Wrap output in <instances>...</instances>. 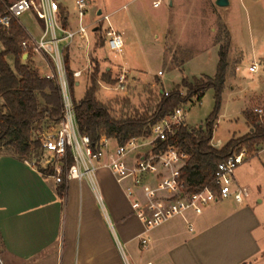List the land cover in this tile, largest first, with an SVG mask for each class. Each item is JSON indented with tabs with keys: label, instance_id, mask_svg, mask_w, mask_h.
<instances>
[{
	"label": "rangeland",
	"instance_id": "rangeland-1",
	"mask_svg": "<svg viewBox=\"0 0 264 264\" xmlns=\"http://www.w3.org/2000/svg\"><path fill=\"white\" fill-rule=\"evenodd\" d=\"M85 2L87 8L81 24L87 27V40L78 36L75 42L81 44L73 46L77 54L75 67L83 70V76L78 79L80 85L75 87L77 100L83 98L90 86L92 61L99 62L101 73L110 71L117 80L116 84L99 82L96 97L112 103L118 113L129 114L132 107L128 112L120 101L122 98H129V106L141 107L149 102L150 92L160 87L170 91L184 78L193 81V78L214 77L219 50L228 46L226 83L213 143L220 140L225 145L233 137L249 132L247 111L264 116V0H229V5L224 7L218 6L216 0H164L159 8L152 5V0ZM59 5L64 14L68 12L72 26L77 27L76 0H59ZM99 10H102L100 15ZM104 15L109 16L108 20L99 22ZM20 19L31 35L38 36L40 20L33 12ZM109 27L122 35V52L109 48L106 37ZM87 45L90 49L84 54ZM3 50L0 40V51ZM81 55H87L86 62ZM39 59L38 55L36 61L40 65ZM7 60L13 67L14 56L8 55ZM254 63L257 69L251 72L249 68ZM42 69L47 71L46 67ZM122 76L123 88L119 84ZM215 106V93L210 88L201 101L194 97L180 107L184 109L185 124L195 130L206 127ZM7 152L10 153L7 148L0 150ZM234 176V187L246 189L243 198L259 217L261 226L257 235L264 250V147L247 154Z\"/></svg>",
	"mask_w": 264,
	"mask_h": 264
},
{
	"label": "crops",
	"instance_id": "crops-1",
	"mask_svg": "<svg viewBox=\"0 0 264 264\" xmlns=\"http://www.w3.org/2000/svg\"><path fill=\"white\" fill-rule=\"evenodd\" d=\"M38 27L39 36L41 21ZM77 44L67 51L73 71L78 70ZM22 61L42 76L52 72V63L40 54L24 52ZM211 144L224 146L220 140ZM35 163L0 153V252L5 264H264L257 235L261 222L244 198L238 202L231 196L200 214L176 216L151 230L143 247L145 228L127 196L128 181L121 184L101 168L94 184L72 180L60 196L55 180Z\"/></svg>",
	"mask_w": 264,
	"mask_h": 264
},
{
	"label": "built area",
	"instance_id": "built-area-1",
	"mask_svg": "<svg viewBox=\"0 0 264 264\" xmlns=\"http://www.w3.org/2000/svg\"><path fill=\"white\" fill-rule=\"evenodd\" d=\"M163 3L164 0H152L155 8L161 7ZM76 6L79 15L77 27L68 21V14L62 13L59 0H13L0 14V25L4 29L10 28L12 20L19 21L29 12H33L42 22L41 34L33 36L26 31L27 36L21 42V47L24 52L40 54L52 63V72L44 77L53 80L61 94L60 121L37 135L43 153L38 165L48 171L56 184L84 179L94 184L96 172L101 168L109 169L121 184L128 181L127 196L131 198L134 214L145 228L141 238L143 247L148 245L147 236L151 230L176 216L188 211L200 214L211 203L231 196L242 202L246 189L234 187V172L245 160V149L218 163L215 171L216 190L205 187L191 194L183 190L181 183L185 160L179 149L170 145L156 151L158 142H167L181 125H185L183 107L176 108L172 114L152 125L148 137H134L124 144H117L107 136L93 143L89 135L80 131L65 63L67 50L76 37L87 40V27L81 24L87 8L85 0H76ZM108 17L104 15L98 21L108 20ZM106 37L112 51H123L124 41L118 31L109 27ZM256 69L255 63L249 68L251 72ZM82 75V70L73 71L75 79ZM124 79L123 76L120 78L121 88ZM168 92L165 91V95ZM98 201L105 211L101 196H98ZM0 264H5L1 252Z\"/></svg>",
	"mask_w": 264,
	"mask_h": 264
},
{
	"label": "trees",
	"instance_id": "trees-1",
	"mask_svg": "<svg viewBox=\"0 0 264 264\" xmlns=\"http://www.w3.org/2000/svg\"><path fill=\"white\" fill-rule=\"evenodd\" d=\"M10 3L8 0H0V14L5 12ZM62 13L64 14L63 11ZM64 25L66 26V20ZM26 36V30L17 20H12L9 29L0 25V40L4 46V50L0 51V150L7 148L20 160L35 161L38 166V161L43 158L38 132L60 121L62 99L53 80L40 75L35 68L22 61L24 52L21 42ZM227 48L221 47L219 50V63L214 77L193 78V81L184 78L168 95H165L166 90L160 87L156 92H150L149 102L141 107L129 106V98H122L120 101L124 104L123 107L128 112L131 110L129 114L122 111L118 113L112 103L102 102L96 97L99 82L116 84L117 81L112 78L110 71L101 73L98 61H92L90 86L83 98L77 100L76 79L67 54V75L80 131L89 135L93 143L102 136L111 138L117 144H124L134 137H148L152 125L194 97L201 101L206 90L212 88L216 106L207 120L206 127L192 130L186 124L181 125L167 142L157 143L156 151L170 145L179 149L185 160L181 183L186 193H197L205 187L216 190L215 171L219 162L243 149L247 154H251L264 147V116L248 111L246 119L250 124L249 132L238 138L233 137L220 149L211 144L225 89ZM9 54L15 59L13 67L6 59ZM40 169L48 175L47 170ZM57 185L59 195L64 196L66 184Z\"/></svg>",
	"mask_w": 264,
	"mask_h": 264
},
{
	"label": "water",
	"instance_id": "water-1",
	"mask_svg": "<svg viewBox=\"0 0 264 264\" xmlns=\"http://www.w3.org/2000/svg\"><path fill=\"white\" fill-rule=\"evenodd\" d=\"M216 4L218 6L224 7V6L229 5V0H216ZM101 13H102V10H99L98 15H100ZM24 58H26V56Z\"/></svg>",
	"mask_w": 264,
	"mask_h": 264
}]
</instances>
